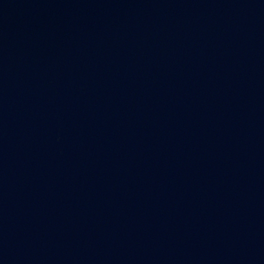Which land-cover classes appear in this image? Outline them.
Returning <instances> with one entry per match:
<instances>
[{"label": "water", "instance_id": "water-1", "mask_svg": "<svg viewBox=\"0 0 264 264\" xmlns=\"http://www.w3.org/2000/svg\"><path fill=\"white\" fill-rule=\"evenodd\" d=\"M0 264H264V0H0Z\"/></svg>", "mask_w": 264, "mask_h": 264}]
</instances>
